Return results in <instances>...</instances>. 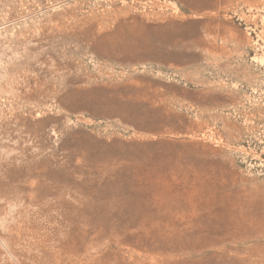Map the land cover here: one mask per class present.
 <instances>
[{
  "label": "rangeland",
  "instance_id": "rangeland-1",
  "mask_svg": "<svg viewBox=\"0 0 264 264\" xmlns=\"http://www.w3.org/2000/svg\"><path fill=\"white\" fill-rule=\"evenodd\" d=\"M0 264H264V0H0Z\"/></svg>",
  "mask_w": 264,
  "mask_h": 264
}]
</instances>
